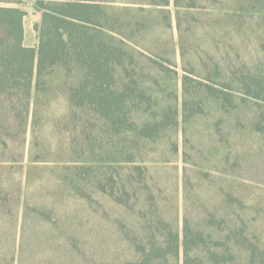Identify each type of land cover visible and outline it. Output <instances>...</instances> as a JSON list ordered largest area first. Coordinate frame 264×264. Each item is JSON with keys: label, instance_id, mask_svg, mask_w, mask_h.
Masks as SVG:
<instances>
[{"label": "trees", "instance_id": "16d2710c", "mask_svg": "<svg viewBox=\"0 0 264 264\" xmlns=\"http://www.w3.org/2000/svg\"><path fill=\"white\" fill-rule=\"evenodd\" d=\"M248 1L228 0L223 8L220 0H163V6L176 7L180 31L182 9H201L211 18L214 42L223 44L213 43V68L206 65L203 76L183 67L180 113L178 95L175 105L162 109L154 102L158 88L144 90L129 72L128 60L135 59L118 34L123 20L108 6L38 0L43 12L36 26L39 43L31 48L24 43L26 13L7 6L23 0H0V264H264V11L246 9ZM246 17L263 25L255 29ZM181 55L183 61L184 51ZM53 89L61 91L57 113L65 124L56 146H64L40 147L30 127H24L22 143L31 140L18 147L20 133L12 132L17 120L23 113L29 117L32 102L38 105L41 95ZM137 98L162 111L140 120V129L128 116ZM195 117L213 123L207 128L210 137L227 146L215 144L210 153L222 152L224 163L248 178V188L261 192L258 200L245 202L222 189L215 196L207 191L212 203L204 202L200 215H193L185 201L182 223L180 218L172 222L158 188L144 178L148 161L137 160L141 148L131 144L128 151L121 135L130 127L148 145L172 127L182 125L187 133ZM94 120L100 125L98 137L96 128L87 127ZM233 140L239 160L231 164ZM182 158L185 197L189 170L210 181L219 172L213 163L214 169L189 166L186 144ZM88 200L98 213L104 210L99 225L111 240L99 260L80 259L86 257L80 252V202ZM236 203L242 209L238 216L230 210ZM245 206L259 209L249 212ZM214 238L225 240L223 246L210 248Z\"/></svg>", "mask_w": 264, "mask_h": 264}, {"label": "rangeland", "instance_id": "374dc122", "mask_svg": "<svg viewBox=\"0 0 264 264\" xmlns=\"http://www.w3.org/2000/svg\"><path fill=\"white\" fill-rule=\"evenodd\" d=\"M89 1L103 3L109 7V11H112L118 17V20H123L118 25L120 30L118 34L128 44V46L125 45V48H127L126 50L135 59L133 61L132 59L128 60V63L131 62V65L127 66L129 72H134L135 78L143 84L144 90L154 93L152 90L158 88L156 90L157 93H155L154 102L160 104L162 109L169 105H175V99L178 95L179 111L181 113V78L185 74L183 67L185 66L189 71H195L199 76H203L207 71L206 65H209L211 69L213 68L210 60L217 54V50L212 47L213 43L219 45L220 48L223 47L220 39L217 42L213 40L210 29V25L212 24L211 18L201 13V9H188V7H184L182 9V28L180 31L176 19V7L173 4L163 6V0ZM220 1L219 7L222 4L223 8L228 6V0ZM37 2L38 0H23L20 4L10 3L7 5L19 8L26 13L24 26L27 29V38L28 40L34 39L35 48L38 47L39 43V34L36 31V26L40 24L35 23L37 21L36 11L33 9V5L37 4ZM244 6L251 11H264V0L248 1ZM39 11L42 12L41 9ZM255 17L258 16L255 15ZM248 19L249 17H246L244 20L247 21L248 25H253L255 29H259L263 25L259 19L252 20L251 22ZM224 22L223 25H227ZM258 37L261 38L262 34L260 33ZM182 51H184L183 61ZM143 52L145 55L141 54ZM152 58L162 65L153 61ZM60 92V90L53 89L48 94H42L38 100L40 101L38 105L32 102L30 116L26 117V114L23 113L21 119L17 120L18 126H15L12 132L20 133V137H18L19 143H17L18 147L29 146L31 140L29 138L28 144L22 143L24 139L22 133L24 127L26 129L30 127L28 130H32L37 142H40V147L53 148L56 146V142L63 138V134L58 133L65 128V124L62 123L60 120L61 117L57 113L61 102ZM154 102L150 105L148 100L137 98L134 102V113H128L131 121L138 123L145 116L148 117L153 112H160L161 109L157 108ZM208 103L210 104V102ZM22 108L24 111L26 107ZM149 108L153 109V111H147L145 113ZM160 113L162 114V111ZM209 119L211 120L212 116H209ZM138 124L140 129L141 124ZM81 125L83 124L81 123ZM209 126H213V123L207 122L204 118L195 117L188 124L186 129L187 133L184 132L182 125H180L179 130L172 127V129L170 128L162 132L155 143L150 142L151 144L148 145L144 142L140 143L139 134L130 127V130L126 128L124 130L125 133L121 135V139L128 142L125 143L126 146L128 144V147H130L128 151L131 152L133 145L141 148V157L137 156L140 157L137 160L148 161L145 163L148 166V173H146L144 178H146L147 183L151 186L156 185L158 188L156 195L162 200V208L166 210V216L169 221L173 222L180 218V222L182 223V211L185 201L193 215L196 213L200 215L199 211L202 209V204L204 202L206 203L208 199L212 203V197L209 198L206 193L207 191H211L213 193L212 196H215L214 192L221 193L219 189H222L224 193L232 194L239 201L252 202L258 200L259 193L261 192L259 187H257L258 193L255 189H249L248 185H246L248 178L243 176L241 170H236L234 166L230 167L224 163L222 152L214 151L210 153V148L215 144L222 149H226L227 146L225 143H218L217 140H213L210 137L211 131L208 130ZM87 127L90 129L96 128L94 135L96 134L97 137L101 135L99 130L100 125L97 120L88 122ZM32 132L30 136H32ZM114 139L117 142L116 144L120 142V138ZM232 143L231 145L235 150L233 148L231 149L235 153L233 154L231 164L239 160L237 143L235 140ZM131 144L132 146H130ZM184 144H186L187 153L189 154V162L187 163L189 166L193 168H213L210 167L212 165L211 163H213L221 173V176H216L215 174L219 172H215L214 177L210 181L201 178V175H197V173L194 174V169L189 170L190 188L186 197L185 194L183 195L181 184V175L184 167L182 158ZM177 145L179 146L178 152L174 149ZM62 146L64 145H59L58 143L56 147L59 148ZM205 158L208 161H205ZM118 159L121 161L126 160L120 157H116L115 160ZM179 179L180 184L178 183ZM243 181L244 184H242ZM39 183L40 181L36 182V185ZM251 183L253 182L251 181ZM92 199L97 201L94 195ZM98 200H101L100 197ZM220 203L221 200H218V204ZM94 205L97 204L94 203ZM246 208L249 212L259 209ZM230 210L234 211L236 216L242 213V209H240L237 203L234 207H230ZM102 211L98 213L89 205V200L85 203L80 202V252L86 255V257L80 255V259H102L105 250L110 245L111 240L106 239L109 233L104 232L103 227L99 225L101 223ZM105 211L110 212L108 209ZM224 242L225 240L223 239L214 238L211 240V245H208L211 248V246L216 247L222 245ZM239 253L243 254L244 252L240 251Z\"/></svg>", "mask_w": 264, "mask_h": 264}, {"label": "crops", "instance_id": "0c3cea01", "mask_svg": "<svg viewBox=\"0 0 264 264\" xmlns=\"http://www.w3.org/2000/svg\"><path fill=\"white\" fill-rule=\"evenodd\" d=\"M33 9L36 11V20L37 21H35V23H38L39 24L42 21V15H43V13L39 11L37 4H34L33 5ZM24 29H25V37H24V43H25V45L27 47L35 48L34 47L35 46L34 39L28 40V38H27V29L25 28V26H24Z\"/></svg>", "mask_w": 264, "mask_h": 264}]
</instances>
